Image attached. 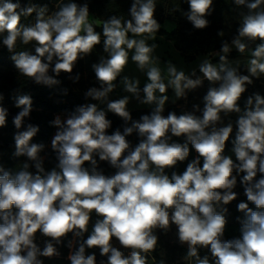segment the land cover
I'll return each mask as SVG.
<instances>
[{
	"label": "clouds",
	"instance_id": "clouds-1",
	"mask_svg": "<svg viewBox=\"0 0 264 264\" xmlns=\"http://www.w3.org/2000/svg\"><path fill=\"white\" fill-rule=\"evenodd\" d=\"M184 2L188 11H173H181L195 29L207 28L214 0ZM232 3L240 9L237 34L215 52L218 62H213L211 53L201 59L198 75L196 68L186 72L170 60L161 66L156 55L160 45L155 43L161 28L155 16L157 0H132L130 19L111 15L102 22V34L89 20L87 0L83 4L58 0L50 14L47 6L0 0V44L18 74L30 82L59 85L57 77L63 72L76 83L80 75L71 74L79 60L101 44L106 54L91 65L100 86L84 94L86 100L99 103L78 105L65 119L57 115L50 121L57 129L51 140L57 163L51 170L46 171L40 155L45 145L32 143L39 126L25 124L33 111L31 95L15 99L14 106L21 110L13 124L24 130L13 137L12 155L27 160L18 171L0 162V264H44L42 257L62 256L58 246L69 249L70 264H97L96 252L90 249H98L106 264H149V254L159 242L157 231L167 234L173 225L178 243L187 245L184 260L264 264V96L258 92L248 96L243 109L239 103L254 78L264 76V0ZM33 13V24H21L22 17ZM218 35L222 37L223 31ZM18 41L35 42L34 53L16 51ZM233 48L243 59H229ZM130 62L146 75L143 88L139 78L123 75ZM241 65L247 75L240 72ZM205 80L211 86L203 108L193 104L192 111L163 114L169 89L175 104L187 100L188 93ZM121 85L131 95L110 100ZM62 91L67 95V89ZM132 98L150 106V114L133 120L128 110ZM4 99L0 92V129L9 116ZM109 112L124 121L123 131L117 128L108 134ZM233 113L235 121L230 118ZM234 129L235 159L225 154ZM133 133L139 137L135 147L127 139ZM173 137H183L184 142ZM189 146L197 156L182 173L173 170L169 175L168 170L188 159ZM99 162H107L115 172L106 175ZM238 178L247 202L237 205L243 213V218L237 217L239 237L226 239V206L237 199ZM93 213L96 219L89 231ZM37 233L46 238L43 247L37 243ZM201 250L206 254L201 256ZM159 264L165 260L161 258Z\"/></svg>",
	"mask_w": 264,
	"mask_h": 264
},
{
	"label": "trees",
	"instance_id": "trees-1",
	"mask_svg": "<svg viewBox=\"0 0 264 264\" xmlns=\"http://www.w3.org/2000/svg\"><path fill=\"white\" fill-rule=\"evenodd\" d=\"M16 2V0H13ZM34 3L37 6H47L49 9V14L51 11L56 10V4L58 0H20V3L27 5L28 3ZM77 3L83 4L86 0H76ZM89 4L90 14L93 15L101 23L108 19L111 15H117L127 20L130 19L129 9L131 7L132 0H87ZM214 13L207 17L210 21L209 26L205 29L198 30L193 27V25L183 17L181 11H173L174 8L182 9L183 11H188V4L184 0H157L156 9V19L161 24L165 20L173 22L174 27L170 31L160 28L157 35H162L166 39L173 42V46L178 50L184 59L191 60L194 55L203 53L210 54L216 51H220L222 42L228 40L229 42L237 34L236 30L239 27V15L240 9H235V5L232 0H214ZM35 13L31 16L21 18V24L30 25L35 22ZM102 29V26L100 27ZM220 31H223L224 35L221 37L218 35ZM35 42H31L28 45H24L17 42L16 51H29L34 53ZM238 51L233 49L229 54V58L236 56ZM213 62H217L219 57L211 58ZM242 74L247 75V71L241 70ZM197 74L199 75V70L197 68ZM61 81L59 85H53L51 87L45 85H37L30 82L26 77L20 76L14 67V62L10 59V54L7 49L0 44V92L4 94L3 106H9V116L7 118V124L5 127L0 129V162L3 163L5 168H13L18 171L22 165V162L27 160L26 156L19 158L13 157L12 153L15 151L14 135L17 131L24 130L23 128L17 130L13 124V117L21 110L14 106L15 99L24 94L31 95L33 99V111L31 113V119L25 121V124L32 123L33 125L39 126L40 131L33 138L32 143H43L45 145L44 151L40 153L41 157L44 158V167L47 170H51L56 161V154L51 148V140L56 133L57 129L50 125L52 121V114L56 111H60L66 114L73 111L76 106L86 104L89 99H85V92L88 89H74L68 82V74L61 73L57 77ZM211 85L207 80L204 81L202 87L191 91L188 93L187 100H185V105L169 103L165 105L164 115L167 116L170 111H175L177 114H181L184 111H192L193 104H199L203 108V97L206 95L208 88ZM20 89V91H16ZM63 89H67V95L63 94ZM259 93L264 96V85L259 79L254 78L252 85L247 86V91L243 94L241 100L239 101L240 106L245 104L248 96L253 93ZM151 108H137L129 110L133 120H139L142 115L150 114ZM200 115L201 113H196ZM107 118L112 121V127L108 129V134H112L117 128L123 131L124 121L116 116L115 114L109 112L107 113ZM226 120V118H225ZM127 139L130 141L131 145L135 147L139 143V137L136 133L128 136ZM176 142L183 143V137H173ZM231 144V141L227 142V145ZM190 147V155L188 159L182 163H179L175 169L168 170L170 175L171 171L175 170L178 173H182L190 162L197 156L194 149ZM97 159H99L97 157ZM235 159V158H234ZM31 163V162H29ZM202 165V161H201ZM87 166V164H86ZM99 166L103 169L106 175H111L115 172V169L111 168L107 162H99ZM35 172L34 168L30 169ZM238 193L237 199L232 201L226 207L228 208V224L225 231V238L231 239L234 237H239L240 223L237 217L243 218V213L237 210V205L240 202H247V197L244 194V188L239 184L234 189ZM249 207L255 208L251 203ZM96 219L93 213L92 221L89 225V231H91L92 224H94ZM176 228L172 226V229L167 234L162 231H157L159 237V242L155 252L149 254V264H159V260L163 258L165 264H194V261L189 262L184 260L183 257L187 251V245H180L176 236ZM69 239L71 235L69 234ZM87 238V234H85ZM46 238L37 233V243L43 247V241ZM65 245L67 241L65 240ZM62 253L60 258H41L44 264H70L67 260V255L69 249L66 246H58ZM119 247V245L117 246ZM123 250V249H121ZM88 252L95 251L97 255V264H100L101 260L107 261L106 257H101L98 249H90ZM127 254V252L125 253ZM201 256L206 254V250H201ZM154 257L155 259H152Z\"/></svg>",
	"mask_w": 264,
	"mask_h": 264
},
{
	"label": "rangeland",
	"instance_id": "rangeland-1",
	"mask_svg": "<svg viewBox=\"0 0 264 264\" xmlns=\"http://www.w3.org/2000/svg\"><path fill=\"white\" fill-rule=\"evenodd\" d=\"M89 20L90 22H93L94 26L96 27V31L97 32H101L102 34V29L100 28L102 26V23L100 21H98L93 15H89ZM161 27L166 30V31H170L173 27L174 24L173 22L169 21V20H165L163 21V23H161ZM131 35V34H129ZM162 35H157V40L155 41V43L159 44L160 47L157 49L156 51V55H158L161 59V66H163L164 62L167 61H172L174 64L177 65L178 68H183L186 72H190L193 68H198V64L200 63L201 59H203L204 57H207L209 54H203V53H199L193 56V58L191 60H186L184 59V57L182 56V54L176 50V48L173 46V42L171 40L166 39L164 36L163 39H160ZM149 43H152V41H150ZM218 52V51H216ZM211 57L213 58L215 57V52L211 53ZM101 55H106L105 53H103V48H102V44L97 46L95 51L81 59L78 61V63L76 64V67L73 70V73L71 74L72 76H75L76 74L80 75V80L76 83L73 82L72 79L69 78V74H68V82L70 83V85L74 88V89H89L91 87H99L100 85L98 84V82L96 81L95 78V73L92 70L91 65L93 63H98L99 62V57ZM230 60H236V59H243L239 53L236 54L235 57L233 58H229ZM218 62V61H217ZM245 70L243 65H241L240 67V71L241 70ZM123 75H127L130 78H139L140 80V87L143 88L144 84L147 82V77L146 75L140 73L137 69L135 64L133 63H129L128 68L125 70ZM261 83L264 85V76H262L260 79ZM117 83H119V81H117ZM168 96L170 97V101L167 104L171 103V98L174 96V93L171 89L168 90L167 92ZM124 95H131L129 93H126L123 91L122 85L119 86L113 93L110 94L109 99L110 100H115L118 98H121ZM86 103H99L97 101H93V100H88ZM176 104L179 105H185V100L184 99H180L177 100ZM6 107L8 110H10L9 106H4ZM101 108H106V105H100ZM137 108H151L148 105H141L139 104L138 101H136L134 98H132L130 100V103L128 105V110H132V109H137ZM241 108H244V105L241 106ZM230 118L235 121L237 118V114L233 113L231 114ZM225 122H227V118L225 120ZM235 136V129L233 132L231 139H234ZM231 148H232V144L226 145V150H225V154L226 155H232V158L234 159L235 156L234 154L231 152ZM174 228H176L173 225ZM118 242H116V246H118Z\"/></svg>",
	"mask_w": 264,
	"mask_h": 264
},
{
	"label": "built area",
	"instance_id": "built-area-1",
	"mask_svg": "<svg viewBox=\"0 0 264 264\" xmlns=\"http://www.w3.org/2000/svg\"><path fill=\"white\" fill-rule=\"evenodd\" d=\"M57 115H60L62 120L66 118V114H65V113L60 112V111H56V112H54V113L52 114V120H53Z\"/></svg>",
	"mask_w": 264,
	"mask_h": 264
},
{
	"label": "crops",
	"instance_id": "crops-1",
	"mask_svg": "<svg viewBox=\"0 0 264 264\" xmlns=\"http://www.w3.org/2000/svg\"><path fill=\"white\" fill-rule=\"evenodd\" d=\"M233 49H235V48H233Z\"/></svg>",
	"mask_w": 264,
	"mask_h": 264
}]
</instances>
